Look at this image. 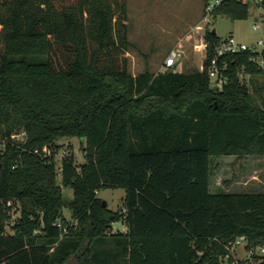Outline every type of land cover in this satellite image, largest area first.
<instances>
[{
  "label": "trees",
  "instance_id": "trees-1",
  "mask_svg": "<svg viewBox=\"0 0 264 264\" xmlns=\"http://www.w3.org/2000/svg\"><path fill=\"white\" fill-rule=\"evenodd\" d=\"M250 6L225 0L212 15L246 19ZM204 37L201 70L134 75L126 0H0V264H223L238 237L264 245V190H210L213 158L264 156V105L239 76L264 71L249 51L224 55L225 81L211 86L220 36ZM62 137L81 139L85 160L64 155L58 172ZM116 187L111 210L97 192ZM10 200L19 215L6 233Z\"/></svg>",
  "mask_w": 264,
  "mask_h": 264
},
{
  "label": "rangeland",
  "instance_id": "rangeland-1",
  "mask_svg": "<svg viewBox=\"0 0 264 264\" xmlns=\"http://www.w3.org/2000/svg\"><path fill=\"white\" fill-rule=\"evenodd\" d=\"M246 19H230L222 15H208L204 19L203 0H126V26L128 51L123 53L129 62L132 74L143 70L152 73L164 71L163 60L171 49L180 52L179 60L175 64L177 71H191L202 69L205 50L201 46L205 28L215 29L220 37L229 34L238 41L253 45L264 34V7L250 2ZM254 23L259 27L253 29ZM240 80L248 84L249 94L254 103L264 105V74H257L252 79L239 73ZM216 82L211 80V86ZM19 133V132H18ZM15 133L13 140L22 141L25 136ZM23 138V139H21ZM58 145L54 162L59 172L61 158L72 153L75 162H84L83 143L77 137H62L56 140ZM52 149H48V155ZM210 190L225 189L228 191L264 190V156H235L215 157L211 161ZM59 180L60 176L57 174ZM65 196L71 197L70 188H62ZM97 195L106 201L111 210L122 207L124 189L121 187L105 188ZM8 203V202H7ZM10 219L5 221V232L12 233V225L19 215V208L13 200L9 201ZM64 218L71 220L70 212L65 207L62 210ZM123 231L121 221L113 223V231ZM245 240L231 247L230 256L236 260H244L249 254L246 251ZM71 256L65 264L75 262ZM223 264H229L226 257H221Z\"/></svg>",
  "mask_w": 264,
  "mask_h": 264
},
{
  "label": "built area",
  "instance_id": "built-area-1",
  "mask_svg": "<svg viewBox=\"0 0 264 264\" xmlns=\"http://www.w3.org/2000/svg\"><path fill=\"white\" fill-rule=\"evenodd\" d=\"M203 1H204V10H203L204 11V17L203 18L207 19V16L212 15V12L225 0H203ZM246 1H250L256 6H261V4L264 3V0H246ZM258 27H259L258 23H254L252 26L253 29H257ZM208 45H209V41L204 37V34H203L201 46H202V48H204V50H206ZM263 46H264V39L263 38L258 39L255 44L249 45L247 43L238 41L231 34H229L225 37H220L218 42H216L214 44V54L210 58V61L208 64L207 70H208V75H209L210 80H213L214 82H216L217 85L220 87L222 82L225 81V78L220 76V67L218 66L219 57L224 56V55H232L234 53L243 52V51H249L250 52V57H249L250 61L254 65H256V67H258L264 71V57L262 54ZM179 57H180V52L175 50V49H171L163 60V67L165 69L173 67L176 64V62L179 60ZM224 68H226L225 62L222 63V69H224ZM240 72H242V74L246 75V79H248L250 77L249 74L244 73L243 71H240ZM241 81L243 83H246L243 80H241ZM18 134L21 135L22 137L25 136L24 131H20ZM14 135L15 134H12L11 138H13ZM21 139H23V138H21ZM43 151L48 153V149L46 147L43 148ZM34 152L37 153L38 152L37 149H35ZM8 204H9V202H8ZM242 239H244V238L238 237L234 241H231V242L226 244L225 247L228 250V253L224 256V257H226V259L230 255L231 247L234 245V242H235V244L236 243L239 244L242 241ZM246 251L248 252L249 256L253 253L263 254L264 253V245H258L256 247H251V248L247 249ZM237 262H238V260L233 258L229 264H237Z\"/></svg>",
  "mask_w": 264,
  "mask_h": 264
},
{
  "label": "water",
  "instance_id": "water-1",
  "mask_svg": "<svg viewBox=\"0 0 264 264\" xmlns=\"http://www.w3.org/2000/svg\"><path fill=\"white\" fill-rule=\"evenodd\" d=\"M212 33H216L214 28L212 29ZM102 205H103V206L106 205V201H105V200H102Z\"/></svg>",
  "mask_w": 264,
  "mask_h": 264
},
{
  "label": "crops",
  "instance_id": "crops-1",
  "mask_svg": "<svg viewBox=\"0 0 264 264\" xmlns=\"http://www.w3.org/2000/svg\"><path fill=\"white\" fill-rule=\"evenodd\" d=\"M123 228H124V230L123 231H125V226L123 225Z\"/></svg>",
  "mask_w": 264,
  "mask_h": 264
}]
</instances>
